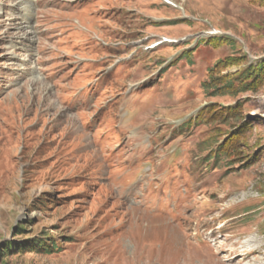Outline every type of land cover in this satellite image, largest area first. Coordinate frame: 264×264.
Here are the masks:
<instances>
[{
    "label": "rangeland",
    "instance_id": "rangeland-1",
    "mask_svg": "<svg viewBox=\"0 0 264 264\" xmlns=\"http://www.w3.org/2000/svg\"><path fill=\"white\" fill-rule=\"evenodd\" d=\"M9 10L0 264H264V81L203 86L264 58L263 2L37 0L15 47ZM237 101L242 120L194 121Z\"/></svg>",
    "mask_w": 264,
    "mask_h": 264
},
{
    "label": "trees",
    "instance_id": "trees-1",
    "mask_svg": "<svg viewBox=\"0 0 264 264\" xmlns=\"http://www.w3.org/2000/svg\"><path fill=\"white\" fill-rule=\"evenodd\" d=\"M264 3V0H259ZM244 59V58H242ZM234 60H239L238 58ZM246 60V59H244ZM219 68L216 66L214 70H211V74H217ZM225 78V76H223ZM264 81V58H261L255 62H250L245 65V67L240 71L239 74H236L235 79H227V81L220 80L218 77L212 78L211 82L207 85L204 83V89L211 90L213 95H226V94H238L246 91L254 92ZM236 84V86H235ZM234 92V93H233ZM242 103L237 101L234 106H229L226 108H215L212 106L205 107L198 111L194 121L207 122L209 121H226L229 119L242 120L243 119ZM247 122V123H246ZM254 122L252 119L245 121V124H242L235 131V133L229 135L228 139L224 142V145L219 146L221 149L215 151V156L222 154L226 160V164H232L234 159L237 156V144H240L244 140V136L247 135V132L251 131V124ZM187 124V123H186ZM231 162V163H230ZM39 247L43 244L41 241H35ZM53 246V245H52Z\"/></svg>",
    "mask_w": 264,
    "mask_h": 264
},
{
    "label": "bare ground",
    "instance_id": "bare-ground-1",
    "mask_svg": "<svg viewBox=\"0 0 264 264\" xmlns=\"http://www.w3.org/2000/svg\"><path fill=\"white\" fill-rule=\"evenodd\" d=\"M10 1V5L4 4L5 2ZM37 0H0V15L3 12V9H10L9 13L5 12V15L10 17L9 19L3 20L6 22L4 26H9L14 29L16 32L15 41H10V47H15L16 44H25L31 40L32 34H34V26L30 25V19L33 17L30 15V9L33 7L34 2ZM13 22H11V21ZM7 21H10L7 24Z\"/></svg>",
    "mask_w": 264,
    "mask_h": 264
}]
</instances>
